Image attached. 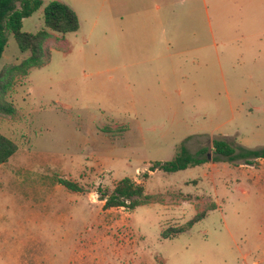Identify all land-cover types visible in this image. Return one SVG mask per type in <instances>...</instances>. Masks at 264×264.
<instances>
[{
	"label": "rangeland",
	"instance_id": "rangeland-1",
	"mask_svg": "<svg viewBox=\"0 0 264 264\" xmlns=\"http://www.w3.org/2000/svg\"><path fill=\"white\" fill-rule=\"evenodd\" d=\"M44 1L24 31L44 27ZM61 1L80 29L51 31L46 64L16 77L15 113L0 112L18 145L0 165V264H264L263 159L149 171L214 138L264 147V0ZM165 17L168 42L144 26ZM28 54L10 35L0 72ZM125 177L153 202L106 209L101 192Z\"/></svg>",
	"mask_w": 264,
	"mask_h": 264
},
{
	"label": "trees",
	"instance_id": "trees-1",
	"mask_svg": "<svg viewBox=\"0 0 264 264\" xmlns=\"http://www.w3.org/2000/svg\"><path fill=\"white\" fill-rule=\"evenodd\" d=\"M44 3V0H0V59L8 45L10 35L14 36L21 52H29L28 56L20 62L10 64L0 72V112L15 113L14 106L6 101L4 96L14 84L16 77L25 76L32 68L46 64L44 42L51 36V31L66 34L80 29V19L73 7L61 0H50L44 7V27L36 32L24 31V19L33 15ZM17 150L18 145L0 132V165L7 162ZM260 159H264V147L248 149L243 146L237 147L225 138H214L211 149L201 147L193 154L182 146L172 160L156 161L150 166L149 171L176 172L210 161L215 163L241 161L243 164L253 165ZM149 174L147 172L145 176ZM61 183L71 190H80L77 184L68 179H61ZM101 196L105 200L106 209L116 207L135 209L140 205L153 202V196L147 193L145 185L131 177L118 181L113 190L102 191ZM212 208L216 207L197 212L193 218L183 224L167 226L161 231V238L178 237L206 217Z\"/></svg>",
	"mask_w": 264,
	"mask_h": 264
},
{
	"label": "crops",
	"instance_id": "crops-1",
	"mask_svg": "<svg viewBox=\"0 0 264 264\" xmlns=\"http://www.w3.org/2000/svg\"><path fill=\"white\" fill-rule=\"evenodd\" d=\"M140 6L141 5H138V6L137 5H134L133 8L130 9V10H132V11H130V13L132 12L133 15L132 14L131 15L129 14L127 16V19L125 20V22H127V23H131V22L132 23H135V20H136L137 15L134 12H136V9L139 8ZM166 16H167V14H166ZM171 24H172V21L169 18L167 19L165 17L164 19L163 18L158 19L155 24L154 23H151L149 21L148 22V25H144V26H147L148 27L147 33L149 35H155L156 34V36L155 37H152V38H154V39L155 38H160V40H162L163 42H168V32H169L168 27ZM158 28H160V30H157ZM159 31L161 32V35L160 36L157 35L159 33ZM147 33H146V35H147ZM202 165L205 166L206 164L204 163ZM181 200L182 201H186V199H181Z\"/></svg>",
	"mask_w": 264,
	"mask_h": 264
},
{
	"label": "water",
	"instance_id": "water-1",
	"mask_svg": "<svg viewBox=\"0 0 264 264\" xmlns=\"http://www.w3.org/2000/svg\"><path fill=\"white\" fill-rule=\"evenodd\" d=\"M211 156L209 155V158H210Z\"/></svg>",
	"mask_w": 264,
	"mask_h": 264
}]
</instances>
